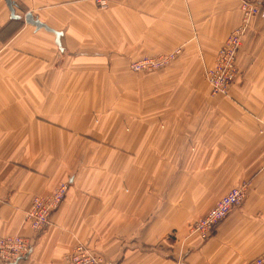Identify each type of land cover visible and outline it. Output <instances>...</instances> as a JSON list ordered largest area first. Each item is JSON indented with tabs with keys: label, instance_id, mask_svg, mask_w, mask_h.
I'll list each match as a JSON object with an SVG mask.
<instances>
[{
	"label": "crops",
	"instance_id": "0c3cea01",
	"mask_svg": "<svg viewBox=\"0 0 264 264\" xmlns=\"http://www.w3.org/2000/svg\"><path fill=\"white\" fill-rule=\"evenodd\" d=\"M0 0V238H31L15 264H62L78 242L108 264H245L264 254V7L229 97L205 67L241 21L240 0ZM32 12L61 31L25 21ZM183 51L153 74L141 56ZM70 184L48 227L25 212ZM243 203L190 234L231 187ZM0 264H2L0 262Z\"/></svg>",
	"mask_w": 264,
	"mask_h": 264
},
{
	"label": "built area",
	"instance_id": "2783aa9c",
	"mask_svg": "<svg viewBox=\"0 0 264 264\" xmlns=\"http://www.w3.org/2000/svg\"><path fill=\"white\" fill-rule=\"evenodd\" d=\"M263 4L264 0H243L244 18H248L252 12L260 11ZM244 30L245 27H243L242 33ZM231 38H228L222 44L217 55V64L215 67L209 69L207 74L216 91H225L237 71L235 58L236 51L240 45V39L239 37ZM143 61L137 65L138 69L146 67ZM64 191L65 187L62 190L63 194ZM60 197L47 196L46 198L36 199L31 211L28 212V219L34 229L43 228L51 210L61 201ZM243 197V188H233L204 217L193 222L190 225V231L192 233H200L204 237L210 236L213 231H216L221 221L241 203ZM28 247L27 240L19 236H8L0 240V253L4 252L6 258L9 259L23 255ZM76 249L73 260L71 261L70 259L67 261V264H104L102 257L88 250L86 246L80 244L76 246ZM245 264H264V257L256 256L245 262Z\"/></svg>",
	"mask_w": 264,
	"mask_h": 264
},
{
	"label": "rangeland",
	"instance_id": "374dc122",
	"mask_svg": "<svg viewBox=\"0 0 264 264\" xmlns=\"http://www.w3.org/2000/svg\"><path fill=\"white\" fill-rule=\"evenodd\" d=\"M94 1L98 5V7L101 8V9L108 8L109 5H110V0H94ZM242 5H243V0H240V9H241V12H242L241 21L239 22L238 25H236L235 27L232 28V30L229 32V34L227 35L226 39L224 40V42H225L228 38H231V37H233V38L239 37V39H240V45H239V47H238V49L236 51V58H235V65H236V68H237L236 74L234 75L233 79L231 80V82L229 83V85H228V87H227V89L225 91H216L214 89L213 83L208 79V76H207L208 71H209V69H211V68H213V67L216 66V64H217V55H218L219 49H220V47L222 45L219 47V49H218V51H217V53H216V55L214 57L213 62L210 63V64H208L205 67L204 72H203V79L209 84V86H210V94L213 97H215V96L229 97L230 96L231 89H232V87L234 86L235 82L237 81V79L239 78V76L241 74V70H240V67L238 65V54H239V51L241 49V46H242L244 37H245L247 31L249 30V28L252 26V20L255 17L261 15V11H262V9L264 7V4H263L262 8H260V11L258 10L255 13L252 12L251 15L248 16V18H244V14H243L244 9H243ZM243 27H245V30L242 33ZM182 51H183V48L182 47H178V48H176V49H174L172 51L165 52V53H160V54H155V55H149V56H141V57L136 58V59H134V60H132L130 62V69L132 70V72H134L136 74H142V75H148V74L156 73V72L161 71V70L165 69L166 67H168L175 59H177L179 57V55L182 53ZM165 58H167V60H165ZM141 61H143V64L146 67L138 69L137 68V65ZM64 187H65V191H64V194H63L62 193V190L64 189ZM69 187H70V184H69L68 181H62L53 190H51L49 192H46V193L36 194L32 198L31 204H30L29 208L25 212V221L27 222V224L30 226V228L32 229V231L34 233L42 232V231H44L48 227V225L50 224V221H51L52 214L61 206V204L66 199V196H67ZM249 187H250V182L249 181H243L242 183H240V184H238L236 186L231 187L223 196H226L233 188H243L244 189V197H243L241 203L238 205V206H240L243 203V201L246 198V196H247ZM47 196H55V197L61 196L60 197V200L61 201L59 202V204L55 208H53L51 210L50 215L48 217V220H47L46 224L43 226V228H41V229H34L31 226V223H30V221L28 219V212L31 211L33 205L36 202V199L46 198ZM223 196H221V198ZM219 200L213 205V207L219 202ZM238 206H236V207H238ZM204 216H202V217H204ZM202 217H200V218H202ZM200 218H197V219H195V220H193L192 222L189 223V225H188V231H189L190 234H196V233H192L190 231V225L193 222H195L196 220L200 219ZM214 232L215 231H213L212 234H214ZM197 234H200V233H197ZM8 236H19V237L25 238L27 240V242H28V245H29L28 249L24 252V254L23 255H20L17 258H11V259H9V258H6V255H5L4 252L0 253V262L2 264H15L19 260H21V259H23V258H25V257H27L29 255L30 250L32 248V242H31V238L25 237V236H21V235H5V236L1 237L0 240L3 239V238H5V237H8ZM80 244L86 246L88 248V250H90L94 254L101 256L102 259H103V261H104V264H108V261L106 260L105 256L102 253H100V252H98V251L90 248L88 245H86V244H84L82 242H78L70 252H68V253H66L64 255L62 264H67V261H69L70 259H71V261L73 260V256L75 255V252L77 250L76 249V246H78ZM259 256L264 257V254H261Z\"/></svg>",
	"mask_w": 264,
	"mask_h": 264
},
{
	"label": "water",
	"instance_id": "95a60500",
	"mask_svg": "<svg viewBox=\"0 0 264 264\" xmlns=\"http://www.w3.org/2000/svg\"><path fill=\"white\" fill-rule=\"evenodd\" d=\"M9 9L11 11V17L12 18H21V15H18L15 13V2L13 0H6ZM25 21L32 25L35 26L36 29H40V28H44L47 31L53 32L56 36V43L59 47H61V36H62V32L55 30L51 27H49L48 25H46L44 22H42L40 19H38L36 16H34V14L32 12H27L25 14Z\"/></svg>",
	"mask_w": 264,
	"mask_h": 264
}]
</instances>
